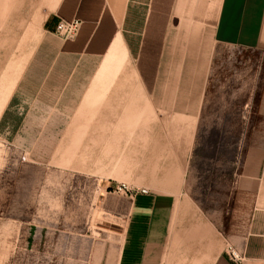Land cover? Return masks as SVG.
I'll list each match as a JSON object with an SVG mask.
<instances>
[{"label":"crops","instance_id":"1","mask_svg":"<svg viewBox=\"0 0 264 264\" xmlns=\"http://www.w3.org/2000/svg\"><path fill=\"white\" fill-rule=\"evenodd\" d=\"M0 19L3 34H22L28 24L37 36L0 42V142L48 166L83 163L70 172L95 179L98 189L117 181L103 163L122 161L124 177L147 190L96 205L107 224L80 236V249L70 236L30 230L3 240L12 245L0 257L264 264V90L223 203L200 199L191 169L214 49L264 50V0H0ZM60 19L80 21L74 39L55 34ZM92 163L101 172L89 173Z\"/></svg>","mask_w":264,"mask_h":264},{"label":"rangeland","instance_id":"2","mask_svg":"<svg viewBox=\"0 0 264 264\" xmlns=\"http://www.w3.org/2000/svg\"><path fill=\"white\" fill-rule=\"evenodd\" d=\"M24 29L22 34L0 32V42H34L37 36L27 32L31 27L25 24ZM263 90L264 50L215 47L198 132L199 144L191 162V169L200 176L201 200L223 203L229 172L236 168L239 139L244 135L245 123L257 112ZM81 164L57 161L48 166L31 161L11 145L0 142V250L6 244V249L12 245L3 240L30 230L42 235L70 236L72 248L80 249V236L102 232L99 224L103 215L96 205L105 201L117 203L129 199L137 189L146 190L143 180L124 177L129 173L125 162L103 163L104 170L111 171L107 174L114 175L117 181L102 189L97 188L95 179L72 175L70 171L81 170ZM92 164L89 173L94 175L99 169L101 172L102 167ZM120 185L129 191H118ZM104 217L103 224H107ZM33 221L41 224L22 225ZM16 260L14 256L4 255L0 264H17ZM23 260L24 264L28 261Z\"/></svg>","mask_w":264,"mask_h":264},{"label":"built area","instance_id":"3","mask_svg":"<svg viewBox=\"0 0 264 264\" xmlns=\"http://www.w3.org/2000/svg\"><path fill=\"white\" fill-rule=\"evenodd\" d=\"M80 21L77 20V19H73V20H70V21H65V20H62L60 19L56 26H55V29H54V32L55 34L62 40H72L76 37V35L78 34V31H79V28H80ZM118 191H124V192H128L129 190L127 189V187L125 185H120L118 188H117ZM142 194V195H145L147 194V191L144 190V189H141V190H136L134 195L135 194ZM227 255H228V258L231 260V261H234L236 263H239V255L238 253L232 249L231 247H229L227 249Z\"/></svg>","mask_w":264,"mask_h":264}]
</instances>
